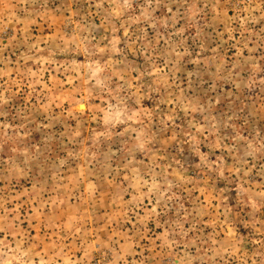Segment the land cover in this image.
<instances>
[{
  "label": "rangeland",
  "instance_id": "rangeland-1",
  "mask_svg": "<svg viewBox=\"0 0 264 264\" xmlns=\"http://www.w3.org/2000/svg\"><path fill=\"white\" fill-rule=\"evenodd\" d=\"M0 264H264V0H0Z\"/></svg>",
  "mask_w": 264,
  "mask_h": 264
}]
</instances>
